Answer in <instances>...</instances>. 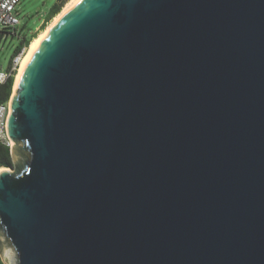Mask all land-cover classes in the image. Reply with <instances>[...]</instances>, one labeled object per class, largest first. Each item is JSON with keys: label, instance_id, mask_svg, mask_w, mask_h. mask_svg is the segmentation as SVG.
Segmentation results:
<instances>
[{"label": "water", "instance_id": "water-1", "mask_svg": "<svg viewBox=\"0 0 264 264\" xmlns=\"http://www.w3.org/2000/svg\"><path fill=\"white\" fill-rule=\"evenodd\" d=\"M9 110L6 264H264V0H78Z\"/></svg>", "mask_w": 264, "mask_h": 264}, {"label": "rangeland", "instance_id": "rangeland-1", "mask_svg": "<svg viewBox=\"0 0 264 264\" xmlns=\"http://www.w3.org/2000/svg\"><path fill=\"white\" fill-rule=\"evenodd\" d=\"M56 1L59 2L61 0H21L19 2V4L16 6L18 17L20 19L19 25L16 26L15 30L10 29L0 33V70L5 71L10 65L15 49L18 46L22 36L29 37L33 33H37L38 36V34L41 32L40 25L42 24L46 13ZM68 1L69 0H67V2ZM50 22L47 24V26L50 24ZM14 82L11 95L13 94ZM11 142L12 144L10 146V151L12 146H14L13 141ZM4 168L15 171L13 160L11 167ZM0 257L3 263L6 264L1 253Z\"/></svg>", "mask_w": 264, "mask_h": 264}, {"label": "built area", "instance_id": "built-area-1", "mask_svg": "<svg viewBox=\"0 0 264 264\" xmlns=\"http://www.w3.org/2000/svg\"><path fill=\"white\" fill-rule=\"evenodd\" d=\"M21 0H0V33L5 30L13 29L15 30L16 26L19 25L20 19L18 17V12L16 10V6L19 4ZM27 48H22L19 53H17L11 59L10 65L8 68L3 71L0 70V87L10 78H15L21 59L25 54ZM10 99L6 101H2L0 99V143L11 146V139L7 133V120L9 116V106H10Z\"/></svg>", "mask_w": 264, "mask_h": 264}, {"label": "trees", "instance_id": "trees-1", "mask_svg": "<svg viewBox=\"0 0 264 264\" xmlns=\"http://www.w3.org/2000/svg\"><path fill=\"white\" fill-rule=\"evenodd\" d=\"M67 0H61L59 2H55L53 6L48 10V12L45 15V18L40 25V30H44L47 24L52 20L55 15H57L61 9L66 4ZM2 31L1 33H3ZM37 36V33H33L29 37L22 36L20 38L19 44L15 49L14 55L21 51L22 48H27L30 44V42ZM13 58V57H12ZM14 79L10 78L8 79L1 87H0V99L2 101H6L11 92H12V86H13ZM12 166V156L10 147L4 144L0 143V167H11ZM0 264H4L1 257H0Z\"/></svg>", "mask_w": 264, "mask_h": 264}, {"label": "bare ground", "instance_id": "bare-ground-1", "mask_svg": "<svg viewBox=\"0 0 264 264\" xmlns=\"http://www.w3.org/2000/svg\"><path fill=\"white\" fill-rule=\"evenodd\" d=\"M76 1L78 0H69L65 5L64 7L62 8V10L57 14L55 15V17H53V19L51 20L50 24L43 30L41 31L37 37H35L29 44V46L27 47V50L25 51V54L23 55L22 59H21V62H20V66H19V69H18V72L15 76V82H14V87H15V83L17 81V78L19 76V73L23 67V65L25 64V62L27 61V59L29 58V56L32 54V52L35 50V48L38 46V44L41 42V40L45 37V35L49 32V30L51 29V27L57 22V20L62 16L64 15L68 10L69 8L72 6V4H74ZM14 87H13V90H14ZM12 141V140H11ZM12 144V143H11ZM2 169H7L10 171V169L8 168H4V167H0V170Z\"/></svg>", "mask_w": 264, "mask_h": 264}]
</instances>
